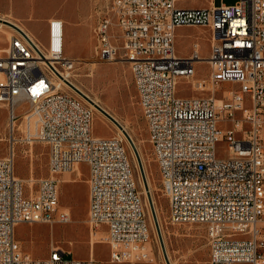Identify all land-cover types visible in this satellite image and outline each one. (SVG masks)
<instances>
[{
	"label": "built area",
	"instance_id": "obj_1",
	"mask_svg": "<svg viewBox=\"0 0 264 264\" xmlns=\"http://www.w3.org/2000/svg\"><path fill=\"white\" fill-rule=\"evenodd\" d=\"M109 2L118 3V16H109ZM176 2L104 0L92 29L94 55L130 65L150 153L160 152L154 161L168 220L202 224L208 264H264V0L203 8ZM9 27L0 48V101L9 107L8 152L0 157V264H98L92 254L67 257L70 252L52 244L45 258H34L15 238L21 222L69 221L58 208L56 176L82 162L87 223L105 229L109 261H147V209L122 139L92 133V107L64 77L75 61L64 55L63 20H48L43 43ZM178 27L207 32L208 56L197 41L189 54H177ZM197 61L208 65L211 95H178L179 78H192ZM225 83L230 87L219 93ZM19 102L29 104L21 109L22 136ZM44 113H52L53 124H45ZM220 141L223 156L216 152ZM34 142L48 147L47 176L27 193L15 175V145Z\"/></svg>",
	"mask_w": 264,
	"mask_h": 264
},
{
	"label": "rangeland",
	"instance_id": "obj_2",
	"mask_svg": "<svg viewBox=\"0 0 264 264\" xmlns=\"http://www.w3.org/2000/svg\"><path fill=\"white\" fill-rule=\"evenodd\" d=\"M196 1L190 0L188 3ZM215 1L220 2V0ZM223 1L232 4L236 0ZM103 3L104 0H0V14L13 13L18 22L23 24L24 21V26L29 29L31 35L42 43L46 38L44 18L50 15L63 20L65 27L64 55L75 61L72 68L68 70L69 78L79 85L83 93L85 92L96 100L109 114L115 117L125 127L138 147L165 250L171 261L173 264H208V242L202 224H173L168 220L167 199L160 190L157 165L152 152L150 153L146 126L138 105L129 63L122 57L105 62L96 60L93 51L95 41L92 29L97 20L98 9L102 8ZM1 28L3 31L0 30V48L4 47L7 42L4 29L12 33L10 27L2 26ZM194 41L199 43L200 54L208 56L210 44L207 32L198 27H178L175 30L177 54H189ZM194 69L192 78H179L176 85L177 94L180 96L211 95L212 91L207 81L209 73L207 63L197 61L194 64ZM228 87L230 84H222L218 89L219 93ZM215 97L220 96L216 95ZM86 101L88 102V100ZM89 102L92 103V100ZM23 107L27 109L29 104L22 105L19 102L16 105V124L19 125L17 132L19 136H22L25 130L21 120ZM92 110L91 131L95 136L116 135L122 139L134 172L137 189L143 205L147 209L151 245L150 259L133 264H166L152 219L148 193L139 170L136 153L123 133L119 132L103 113L94 107ZM8 121L9 107L5 102L0 101V157L5 156L8 152ZM216 152L220 156L226 154L224 142L217 143ZM47 163L48 147L45 143H18L15 145V175L22 180L25 192L36 191L38 180L47 176ZM75 167L80 168L81 175L74 183L70 181V177L71 174L77 177ZM75 167L74 171L62 172L56 176L59 179L58 208L69 213V221L54 222L53 224L21 222L15 227V238L20 242L22 249L34 258H45L52 244L70 252L71 254H68L67 257L88 258L92 254L98 264H130L110 262L105 229L90 230L87 223V165L82 162L79 166L76 164ZM30 182L32 183L31 187Z\"/></svg>",
	"mask_w": 264,
	"mask_h": 264
},
{
	"label": "bare ground",
	"instance_id": "obj_3",
	"mask_svg": "<svg viewBox=\"0 0 264 264\" xmlns=\"http://www.w3.org/2000/svg\"><path fill=\"white\" fill-rule=\"evenodd\" d=\"M15 15L13 13H8L6 15H1L0 14V29H3L1 28L2 26H5V27H8V25H6L5 23L9 22V23H12L14 25H16L18 28H20L22 31H24L26 34H28L33 40L35 39L32 35H31V32L28 31V29L25 28L24 24H21L20 22H18V20L16 19V16L14 17ZM109 16H118V3L117 2H110V6H109ZM5 22V23H3ZM8 24V23H7ZM3 31V30H2ZM4 32L6 33L7 37L11 34L10 31L8 30H5L4 29ZM93 60V59H92ZM92 62H96V61H92ZM98 62V61H97ZM64 77L68 79V81L73 84L79 91H81L83 93V90L79 87V85H77L72 79L69 78V75H65L64 74ZM77 92V91H76ZM78 93V92H77ZM85 93V92H84ZM83 93V94H84ZM81 96V95H80ZM85 96H87L89 99L92 100V103L89 102L90 106L91 107H94L96 108L99 112L103 113L101 111L100 108H102L103 110H105L101 105H99L96 100H94L93 98L89 97L86 93H85ZM82 97V96H81ZM85 100H87L85 97H83ZM90 100V101H91ZM98 104L97 106H99L98 108L94 106V104ZM141 109V108H140ZM106 111V110H105ZM107 112V111H106ZM104 114V113H103ZM105 115V114H104ZM115 118V117H114ZM109 119V118H108ZM116 119V118H115ZM44 120H45V124H53V115L52 113H44ZM117 120V119H116ZM111 121V120H110ZM118 121V120H117ZM112 122V121H111ZM119 122V121H118ZM120 123V122H119ZM112 124L118 129L119 132H121V129L115 124L112 122ZM122 125V124H121ZM122 127L125 129V127L122 125ZM136 147V150H137V153L141 159V154H140V151L138 149L137 146ZM152 155L154 157V160H160V152H152ZM75 167V166H74ZM77 173L79 174L80 170H79V167H75ZM32 179V178H31ZM29 180V179H28ZM148 180H146L147 182ZM31 183V182H30ZM147 185H148V188H149V184L147 182ZM150 191V189H149ZM164 243V242H163ZM150 242H149V247H150ZM166 255H167V259L169 261V264H173V262L171 261V258L169 257V254L168 252H166ZM167 264V263H166Z\"/></svg>",
	"mask_w": 264,
	"mask_h": 264
},
{
	"label": "water",
	"instance_id": "obj_4",
	"mask_svg": "<svg viewBox=\"0 0 264 264\" xmlns=\"http://www.w3.org/2000/svg\"><path fill=\"white\" fill-rule=\"evenodd\" d=\"M10 26H12L13 28L19 30V28L12 24V23H9L7 22ZM70 87L76 92H78L79 95H81L82 97H85L87 100L90 101V99L85 96V94H83L81 91H79L73 84H71L70 82L66 81ZM97 106V105H96ZM99 107V106H97ZM99 109H101V111L105 114V116L107 118H109V120H111L113 123H115L120 129H121V132L123 133V135L126 137V139L128 140V142L130 143L131 147L133 148L134 152L136 153V156H137V161H138V166H139V170H140V173L142 175V178H143V181H144V184H145V188L147 190V193H148V199H149V204H150V211H151V215H152V219H153V222H154V226L156 228V232H157V235H158V239H159V242H160V245H161V248H162V252H163V255H164V258H165V261L167 264H169V261L167 259V255H166V250H165V246H164V243H163V238H162V235H161V231H160V227H159V222H158V219H157V215H156V212H155V208L153 206V202H152V199H151V195H150V192H149V188H148V185H147V182H146V177H145V173H144V169H143V165H142V162L140 160V157L137 153V150L135 148V145L130 137V135L128 134V132L122 127V125L111 115L109 114L108 112H106L105 110H103L102 108L99 107Z\"/></svg>",
	"mask_w": 264,
	"mask_h": 264
},
{
	"label": "crops",
	"instance_id": "obj_5",
	"mask_svg": "<svg viewBox=\"0 0 264 264\" xmlns=\"http://www.w3.org/2000/svg\"><path fill=\"white\" fill-rule=\"evenodd\" d=\"M189 1L190 0H177L176 4L178 7H187V8H194V7L203 8V7H209V6H214V5L219 4L215 0H197L194 3H188ZM50 18H51L50 15L44 18V24L46 27H47L48 20ZM23 24H24V21H23ZM25 28L27 29L26 26H25ZM28 31H29V29H28ZM78 166H79V164H78ZM73 170H75V169L73 168ZM76 173H77V171H76ZM80 175H81V172H80V174L77 173V177H74L73 174H71L70 181L75 183V181H77V179H78V177H80ZM86 179H87V175H86ZM29 184L31 185L32 183H29ZM87 194H88V186H87ZM87 202H88V199H87Z\"/></svg>",
	"mask_w": 264,
	"mask_h": 264
}]
</instances>
